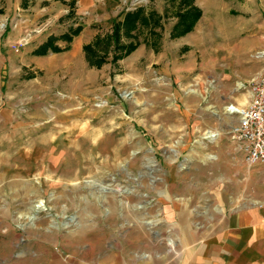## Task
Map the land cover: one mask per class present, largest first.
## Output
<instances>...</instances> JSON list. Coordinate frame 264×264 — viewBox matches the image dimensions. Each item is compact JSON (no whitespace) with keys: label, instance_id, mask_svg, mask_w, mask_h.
Returning <instances> with one entry per match:
<instances>
[{"label":"rangeland","instance_id":"374dc122","mask_svg":"<svg viewBox=\"0 0 264 264\" xmlns=\"http://www.w3.org/2000/svg\"><path fill=\"white\" fill-rule=\"evenodd\" d=\"M180 2L0 0V264H155L189 226L264 210L226 111L264 72V0H193L177 34ZM138 7L159 21L89 63Z\"/></svg>","mask_w":264,"mask_h":264},{"label":"crops","instance_id":"0c3cea01","mask_svg":"<svg viewBox=\"0 0 264 264\" xmlns=\"http://www.w3.org/2000/svg\"><path fill=\"white\" fill-rule=\"evenodd\" d=\"M177 250L155 264H264V210L235 212L217 228L180 232Z\"/></svg>","mask_w":264,"mask_h":264},{"label":"built area","instance_id":"2783aa9c","mask_svg":"<svg viewBox=\"0 0 264 264\" xmlns=\"http://www.w3.org/2000/svg\"><path fill=\"white\" fill-rule=\"evenodd\" d=\"M249 96L246 106H229L238 115L232 136L248 165H264V72L251 82Z\"/></svg>","mask_w":264,"mask_h":264},{"label":"trees","instance_id":"16d2710c","mask_svg":"<svg viewBox=\"0 0 264 264\" xmlns=\"http://www.w3.org/2000/svg\"><path fill=\"white\" fill-rule=\"evenodd\" d=\"M180 1L181 4L185 5L186 9L183 12L181 11V13L178 15V20L174 27V30L177 31V34H183L187 31H190L201 15V10L193 4V0ZM149 20L153 21L156 24L159 21L158 14L155 12L147 14L141 7H138L133 11H128L122 21H117L114 24L112 33L108 35L106 39H97L94 48L88 45L85 46V50L87 52L86 55L88 57L89 63L98 66L101 65L104 61L103 54L98 55L96 53V45L98 48L100 47V44H102L106 50V48L109 46V42L112 41L113 43H115L117 47L116 49L118 50L129 48V45L120 43L122 34L121 32L125 33V35L129 37L130 31L136 28L138 26L137 24H145L149 22ZM79 30L80 27L76 28L73 33L77 34ZM67 39L70 40L71 36H68ZM50 40L45 42L39 48H37L35 50V53L44 54L47 52L48 48L56 50L57 47H53L52 42Z\"/></svg>","mask_w":264,"mask_h":264},{"label":"bare ground","instance_id":"6f19581e","mask_svg":"<svg viewBox=\"0 0 264 264\" xmlns=\"http://www.w3.org/2000/svg\"><path fill=\"white\" fill-rule=\"evenodd\" d=\"M226 111L231 113L233 110L229 109V107H228V108H226Z\"/></svg>","mask_w":264,"mask_h":264}]
</instances>
